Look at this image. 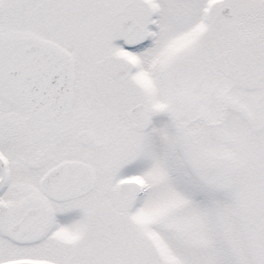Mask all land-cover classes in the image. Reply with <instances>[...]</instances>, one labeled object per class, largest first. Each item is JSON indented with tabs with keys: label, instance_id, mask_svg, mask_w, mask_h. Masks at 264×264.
I'll list each match as a JSON object with an SVG mask.
<instances>
[{
	"label": "snow or ice",
	"instance_id": "obj_1",
	"mask_svg": "<svg viewBox=\"0 0 264 264\" xmlns=\"http://www.w3.org/2000/svg\"><path fill=\"white\" fill-rule=\"evenodd\" d=\"M0 264H264V0H0Z\"/></svg>",
	"mask_w": 264,
	"mask_h": 264
}]
</instances>
